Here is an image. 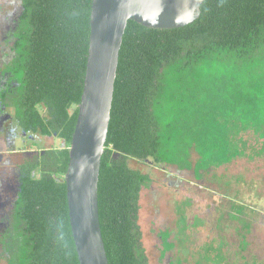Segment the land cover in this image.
Here are the masks:
<instances>
[{
  "label": "trees",
  "instance_id": "1",
  "mask_svg": "<svg viewBox=\"0 0 264 264\" xmlns=\"http://www.w3.org/2000/svg\"><path fill=\"white\" fill-rule=\"evenodd\" d=\"M90 2L20 3L3 65L14 81L7 92L23 128L55 133L62 145L42 156L32 167L37 172L22 171L10 225L0 238L3 264H79L64 173L86 64ZM199 8L193 21L173 28L127 20L97 182L108 264H149L138 210L152 180L130 159L200 179L245 155L244 133L264 139V0H202ZM177 210L174 239L183 243L188 224ZM170 235L158 232L161 256L176 245ZM193 259L225 260L218 247Z\"/></svg>",
  "mask_w": 264,
  "mask_h": 264
},
{
  "label": "rangeland",
  "instance_id": "2",
  "mask_svg": "<svg viewBox=\"0 0 264 264\" xmlns=\"http://www.w3.org/2000/svg\"><path fill=\"white\" fill-rule=\"evenodd\" d=\"M10 8L11 0H0V18ZM243 138L247 141L245 155L209 169L200 179L189 171L177 175L173 167L169 172L129 160L131 167L148 173L152 180L141 191L138 210L141 242L149 264H195L193 257L204 253L206 247L219 248L225 259L221 264H264V152L257 154L264 139L250 131ZM40 145L59 147L62 143L51 136ZM232 203L239 207L233 208ZM178 207L188 224L183 243L174 239ZM160 230H169L176 244L163 256ZM4 262L0 255V264Z\"/></svg>",
  "mask_w": 264,
  "mask_h": 264
},
{
  "label": "water",
  "instance_id": "3",
  "mask_svg": "<svg viewBox=\"0 0 264 264\" xmlns=\"http://www.w3.org/2000/svg\"><path fill=\"white\" fill-rule=\"evenodd\" d=\"M202 0H91L86 64L64 173L69 225L79 264H108L97 182L118 52L127 20L173 28L193 21Z\"/></svg>",
  "mask_w": 264,
  "mask_h": 264
},
{
  "label": "flooded vegetation",
  "instance_id": "4",
  "mask_svg": "<svg viewBox=\"0 0 264 264\" xmlns=\"http://www.w3.org/2000/svg\"><path fill=\"white\" fill-rule=\"evenodd\" d=\"M20 3L21 0H11V8L3 12L0 18V238L10 225L9 220L20 191L22 171L31 168V171L37 172L32 167H38L48 150L57 148L41 147V141L51 136L58 138L55 133L46 135L23 128L7 92L14 81L4 71L3 65L9 57L13 42L11 35L16 27ZM38 110L42 114L46 113L42 106Z\"/></svg>",
  "mask_w": 264,
  "mask_h": 264
}]
</instances>
